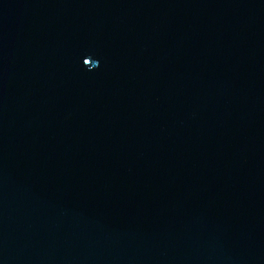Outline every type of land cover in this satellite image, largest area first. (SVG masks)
<instances>
[{
  "label": "water",
  "instance_id": "water-1",
  "mask_svg": "<svg viewBox=\"0 0 264 264\" xmlns=\"http://www.w3.org/2000/svg\"><path fill=\"white\" fill-rule=\"evenodd\" d=\"M0 264H264V0H0Z\"/></svg>",
  "mask_w": 264,
  "mask_h": 264
}]
</instances>
